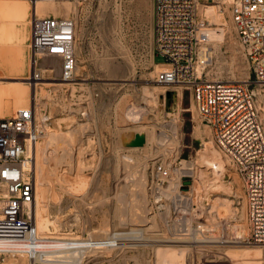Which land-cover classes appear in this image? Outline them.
<instances>
[{
	"label": "rangeland",
	"instance_id": "374dc122",
	"mask_svg": "<svg viewBox=\"0 0 264 264\" xmlns=\"http://www.w3.org/2000/svg\"><path fill=\"white\" fill-rule=\"evenodd\" d=\"M230 1L199 0L200 14L209 20L200 37L213 33L212 59L203 74L207 81L245 82L253 76L231 21ZM43 4L54 14L76 17L78 25L75 81L61 80L53 60L43 57L39 69L45 82L58 84L36 87L29 80L31 85H22L31 101L36 95L37 112L46 110L52 117L47 135L32 149L37 165L36 221L49 248L63 251L68 244L84 245L75 240L110 239L108 248L70 251L66 264H166L169 254L179 255V264H241L246 252L252 251L260 254L255 262L264 264L260 245L236 241V233L246 234L247 228L242 180L214 143L192 92L184 90L180 97L172 93L173 87L155 80L156 73L169 66L154 47L153 0ZM9 81L0 76L4 89ZM4 89L0 117L28 106L15 107ZM256 90L264 102V91ZM136 132L146 135V144L125 147L123 137ZM51 134L63 140L60 152L47 146ZM59 153L70 155L69 160ZM157 157L173 169L193 166V173L186 174L193 188L182 186L186 197L181 207L193 218L191 235L183 231L185 212L177 216L173 208L163 214L151 209L148 185ZM219 196L228 200L218 202ZM46 217L47 225L40 221ZM17 246L0 242L4 250ZM0 264H29V260L8 253L0 256Z\"/></svg>",
	"mask_w": 264,
	"mask_h": 264
},
{
	"label": "built area",
	"instance_id": "2783aa9c",
	"mask_svg": "<svg viewBox=\"0 0 264 264\" xmlns=\"http://www.w3.org/2000/svg\"><path fill=\"white\" fill-rule=\"evenodd\" d=\"M26 1L73 4L79 0ZM153 10L155 51L169 66L158 71L155 80L173 87L177 94L180 89L182 96L184 90L192 92L197 112L209 127L214 143L242 180L247 233H236V241L258 244L264 250V102L258 99L256 90L261 87L264 91V0L230 1L231 21L253 72L245 82L203 79L212 50L210 41L200 37L209 20L201 16L199 0H153ZM77 26L76 17L71 15L34 14L30 81L42 79L38 61L43 57L53 60L52 67L57 68L61 80L72 81L78 66ZM37 111L35 95L31 104L16 110L14 116L0 117V241L19 245L13 250L0 249V256L22 254L29 264H66L70 251L108 248L111 241L75 240L84 245L66 244L63 251L44 245L46 240L38 231L33 212L37 182L32 149L50 129L52 117L46 110ZM175 170L158 157L154 161L148 185L154 213L173 208L178 216L182 211V197H186L182 186L188 176L178 177ZM193 184L190 181L189 186L193 188ZM166 221L169 224L171 220Z\"/></svg>",
	"mask_w": 264,
	"mask_h": 264
},
{
	"label": "crops",
	"instance_id": "0c3cea01",
	"mask_svg": "<svg viewBox=\"0 0 264 264\" xmlns=\"http://www.w3.org/2000/svg\"><path fill=\"white\" fill-rule=\"evenodd\" d=\"M43 5L26 0H0V76L12 80L8 88L4 89L0 85V90L3 88L9 92V99L14 101L15 107L25 104L29 106L32 102L29 90L22 87L24 84L31 85L28 81L32 72V17L35 13L40 16L63 15L43 9ZM1 92L0 108L3 105ZM15 112L3 117H11Z\"/></svg>",
	"mask_w": 264,
	"mask_h": 264
},
{
	"label": "bare ground",
	"instance_id": "6f19581e",
	"mask_svg": "<svg viewBox=\"0 0 264 264\" xmlns=\"http://www.w3.org/2000/svg\"><path fill=\"white\" fill-rule=\"evenodd\" d=\"M41 3H52V4H55L54 2H44V1H38L37 2V5L38 4H41ZM214 20H216V19H214ZM211 38H213V33H211L210 32V34H206V35H204V37H203V39L204 40H207V41H209V40H211ZM38 65H39V61H38ZM44 69V68H43ZM46 70H50V69H46ZM56 70H57V68H56ZM44 75V74H43ZM77 76H81V73H78L77 74ZM75 78H76V73H75V77L72 79V81H75ZM46 81V78L43 76L42 77V79L41 80H38V81H34V82H32V85L33 86H39L40 84H42V85H47V84H51V85H54V84H58V83H56V82H45ZM34 95V94H33ZM178 96H182V91L179 89V91H178ZM33 99V98H32ZM180 99V98H179ZM174 120V119H173ZM172 122V121H171ZM176 126V125H175ZM176 128H177V126H176ZM173 129V128H172ZM174 131V130H173ZM176 131V130H175ZM174 133V132H173ZM176 133V132H175ZM174 133V134H175ZM47 135V134H46ZM60 135H58V134H51V136H50V139L48 140V142H47V146H50L52 149H53V151H56V152H60L59 151V148H61V146L63 147L65 144L63 143V140H61L60 139V137H59ZM45 137H47V136H45ZM177 137V136H176ZM175 140V139H174ZM174 140H173V142H174ZM177 140V139H176ZM172 142V141H171ZM38 145V142L34 145V148L36 147ZM67 146V145H66ZM175 146V145H174ZM33 148V149H34ZM58 149V150H57ZM67 148L65 147V150H66ZM70 149V148H69ZM70 152V151H69ZM65 153V152H64ZM63 153V154H64ZM60 154V153H59ZM58 154V155H59ZM62 154V155H63ZM61 154L59 155V157H61V159H63L64 158V160H66L65 158H67L68 159V157L70 158V155H68L67 153L65 154V155H63L62 156ZM42 156L44 157L45 156V153H42ZM34 158H36V156H35V154H34ZM69 160V159H68ZM53 162L54 163H56L57 161L55 160V158H54V160H53ZM34 166H35V168H37V165H36V161H34V163H33V168H34ZM181 175L182 174H187V173H193V166L191 165V163H187V164H185L184 166H182V167H180V168H177L176 169ZM38 172V171H37ZM36 172V173H37ZM42 173V175L41 176H43V177H45V172L44 171H42L41 172ZM37 184V183H36ZM206 186V185H205ZM215 187L217 188V189H220V190H223L224 191V189L226 188V186L225 185H215ZM212 188H214V187H212ZM202 189V188H201ZM200 189V190H201ZM205 189V188H204ZM199 190V191H200ZM203 190V189H202ZM206 190V189H205ZM227 190V189H226ZM232 190V189H231ZM209 191V190H208ZM212 191V190H211ZM219 191V190H218ZM222 191V192H223ZM228 191V190H227ZM201 193H202V191H200ZM207 192V191H206ZM231 195V194H230ZM212 196V195H211ZM205 197V196H204ZM201 198H203V197H201ZM209 198V197H208ZM214 198V197H213ZM208 200V199H207ZM216 200H218V202H226L228 199H226V198H221V196H219V197H217L216 198ZM38 204H39V202L37 203V204H34L33 205V212L35 213V215L36 216H38V213H39V209H38ZM208 204V203H207ZM182 209H185V211H186V208H182ZM184 211V212H185ZM183 211H182V214L184 213ZM186 213V217L185 216H183V217H185V219H184V224H186V229H184L183 231H187V233H188V231H189V234L191 235V234H193V232L191 233V226H192V224H193V218L192 217H190L189 216V212H185ZM189 213V214H188ZM41 215V214H40ZM181 215V214H180ZM191 215V214H190ZM43 217H45V216H43ZM37 218V217H36ZM40 221H42V222H44V223H46V225H47V223L49 222L48 220H47V217L45 218V219H41ZM37 222V221H36ZM41 224V223H40ZM39 224V225H40ZM49 224V223H48ZM181 225V224H180ZM41 226V225H40ZM37 228H40L39 226H37ZM185 231V232H186ZM244 233H247V228L245 229V231H244ZM43 238H48L47 236H44L43 235ZM0 242H2V241H0ZM44 245H46V246H49L50 245V242H46V243H44ZM263 254H264V252H263V249H259ZM245 256L246 257H244V259H245V261L244 262H241V264L242 263H247V264H255V263H259L260 264V260H256V262H255V259H260V254H259V252H257V251H255V252H246V254H245ZM179 262H180V259H179V255H177V254H169L168 255V258H167V263L166 264H179Z\"/></svg>",
	"mask_w": 264,
	"mask_h": 264
},
{
	"label": "water",
	"instance_id": "95a60500",
	"mask_svg": "<svg viewBox=\"0 0 264 264\" xmlns=\"http://www.w3.org/2000/svg\"><path fill=\"white\" fill-rule=\"evenodd\" d=\"M171 91H169L167 94L169 95ZM174 95L177 94L176 91L172 92ZM147 142V137L144 133L136 132L134 134H131L129 137H123L122 144L125 147H143ZM186 185L190 184L189 180L185 181Z\"/></svg>",
	"mask_w": 264,
	"mask_h": 264
}]
</instances>
